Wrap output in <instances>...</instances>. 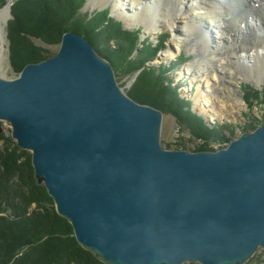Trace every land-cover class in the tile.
I'll return each mask as SVG.
<instances>
[{
  "label": "water",
  "instance_id": "obj_1",
  "mask_svg": "<svg viewBox=\"0 0 264 264\" xmlns=\"http://www.w3.org/2000/svg\"><path fill=\"white\" fill-rule=\"evenodd\" d=\"M163 119L72 31L52 57L0 77V121L95 259L246 264L264 249V123L218 150L188 151L162 146Z\"/></svg>",
  "mask_w": 264,
  "mask_h": 264
},
{
  "label": "trees",
  "instance_id": "obj_2",
  "mask_svg": "<svg viewBox=\"0 0 264 264\" xmlns=\"http://www.w3.org/2000/svg\"><path fill=\"white\" fill-rule=\"evenodd\" d=\"M85 2L17 0L7 27L12 67L21 72L29 63L52 57L50 47L60 45L65 33L81 34L112 63L117 77L133 78L138 74L128 90L132 99L173 114L192 135L205 142L228 140L194 115L190 103L180 97L178 87H173L167 72L179 65L147 66L164 48L167 34L156 45L148 39L141 42V29L123 30L121 22L112 18L109 10L85 14ZM6 3L7 0H0V5ZM113 40L117 42L115 47L110 45ZM41 43L47 46L43 47ZM246 90L250 101L264 106V91L251 87ZM256 128L252 127V130ZM172 146L166 145L174 149ZM203 147L206 145H199L194 151H213ZM177 148L187 150L183 144ZM6 151H0V264H104L78 244L71 225L57 214L46 188L36 185L30 161L29 182L23 187V164L16 156L19 150L16 147ZM16 180L18 184H15Z\"/></svg>",
  "mask_w": 264,
  "mask_h": 264
},
{
  "label": "rangeland",
  "instance_id": "obj_3",
  "mask_svg": "<svg viewBox=\"0 0 264 264\" xmlns=\"http://www.w3.org/2000/svg\"><path fill=\"white\" fill-rule=\"evenodd\" d=\"M16 1L17 0H7V3L5 5H0V8L3 9L11 2L14 5ZM13 5L11 7V18L4 26L6 34V51L3 59L0 62V77L5 79H14L17 78L20 74L17 68L12 67L10 59V44L7 36L8 23L13 18ZM85 5V8H83V13L85 14L104 10L106 8L110 9V11L112 12V16L116 19V21L122 22L125 26V19L116 16L113 10L112 1L106 2L104 6L99 5L93 7V5L90 4V0H86ZM196 14L199 15V13ZM143 23L144 22L142 21L135 20L133 23H131V26L125 27L127 29L141 27L145 32V37H148V42L152 44H157L162 41L159 36L162 31L166 32V36L168 38H164V50L168 48V43L170 42V40H173L175 38L174 32L177 29V26L181 25V23H175L171 26L170 23L165 22L158 24L159 30L153 28L152 31H147L146 23ZM229 24L230 23H227V25ZM123 30L126 29L123 28ZM193 31L195 32L192 33V38L190 36H186L181 40V42L175 49L173 57L169 61H162L160 59L163 55L162 52L157 56V58H155L153 61H150L147 66L156 65L157 68H159V66L171 67L170 64L172 63L179 65L174 70L168 71L167 75L169 76V80L172 81L173 86L178 87L180 97L186 101L189 100V102H191L190 107L193 114L198 116L204 122V124H206V126H208L210 129L219 131V133L221 134H224L228 140L225 142H205L204 140H202V138H198L192 135L191 130L185 124H181L173 114L163 112L164 119L161 134V143L164 148H167L166 145L169 144L173 145L172 148L174 149H180L177 148V146L179 144H183L184 148L188 151L198 150L199 145L202 144L206 145L207 147L203 148L218 150L221 147L228 146L231 142L229 140L239 137L246 130L252 131V127H258L261 125V123H264V106L257 103L254 104L246 97L248 95L246 90L248 87H251L253 90L257 91H264V74H261V80L258 81L256 71H254L256 69V66L254 64H251L252 66L249 65L248 69L242 70V67H240V69L237 68L229 59L226 58H224L223 60L221 58L220 60V58L217 57L216 61H212L211 58H209L211 50H205V48L203 50L201 49V46H199V44H202V42L200 40L198 42V35L200 33L196 30ZM250 33L251 32L248 31V34ZM257 34L258 32L253 33L252 37ZM194 38L197 39L196 44L198 45L197 47L193 48L192 44ZM39 43H37V45L40 46ZM41 45H43V47L47 46L44 43H41ZM110 45L112 47H115L117 45L116 40L110 42ZM59 46L60 45L50 47L53 54L57 53V51L59 50ZM24 54L25 51H23V58ZM206 67H213L216 73V77L209 83L212 92H210L207 88V83L204 81V78H201V76L199 75V68L206 69ZM249 70L253 71L249 73ZM137 75L135 77H137ZM211 76L212 72H209V77L211 78ZM135 77H118V82L124 88V90L128 92L129 84ZM209 98L210 103L207 101L209 100ZM214 100L216 101V103ZM200 112L204 115H202ZM16 147L19 150L16 156H19V161L21 162L20 164H23L24 187V185L29 182V174L31 170L29 169L28 162L30 161L32 167L31 153L29 151L19 149L16 141L12 137V130L9 123L0 121V151H4L6 153V149H9L10 152ZM15 184H18L17 180ZM34 208L35 205L32 206V209ZM246 264H264V249L260 248L255 256L251 258L250 261H248Z\"/></svg>",
  "mask_w": 264,
  "mask_h": 264
},
{
  "label": "bare ground",
  "instance_id": "obj_4",
  "mask_svg": "<svg viewBox=\"0 0 264 264\" xmlns=\"http://www.w3.org/2000/svg\"><path fill=\"white\" fill-rule=\"evenodd\" d=\"M110 1L113 2L116 16L124 18L127 27L135 20L146 23L147 31H152L153 28L159 30L158 24L165 22L171 26L181 23L174 32L175 38L170 40L168 48L163 51L160 58L162 61H169L181 40L186 36L191 37L195 32L193 30H196L200 33L198 42H202L199 46L202 50H211L209 58L212 61H216L217 57L220 60L226 58L237 68L242 67V70L254 64L258 81L261 80V74H264V0H90V4L93 7L104 6ZM10 16V6L0 8V62L6 51L4 26ZM248 31L251 33L248 34ZM256 32L258 34L252 37ZM196 41L194 38L193 48L198 45ZM175 66L177 65L174 64L173 67ZM251 71L253 70L248 72ZM209 72H212L211 78ZM199 75L212 92L209 83L216 77L214 68H199ZM207 101L210 103V98Z\"/></svg>",
  "mask_w": 264,
  "mask_h": 264
}]
</instances>
